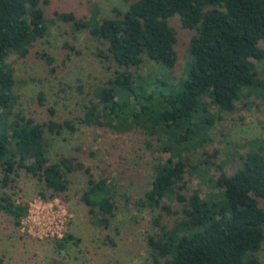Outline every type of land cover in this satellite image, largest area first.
Wrapping results in <instances>:
<instances>
[{"label":"trees","instance_id":"1","mask_svg":"<svg viewBox=\"0 0 264 264\" xmlns=\"http://www.w3.org/2000/svg\"><path fill=\"white\" fill-rule=\"evenodd\" d=\"M49 4L0 0V212L16 227L29 214L28 204L18 203L8 191L20 171L37 178L53 197L68 191L69 174L83 171L88 189L81 200L94 225L109 228L117 211L112 184L97 180L77 158L52 163L51 138L74 134L79 125L140 132L152 140L147 146L159 156L152 164L151 189L139 205L176 217L171 227L156 221L159 231L147 237L153 264H264L259 258L264 255V208L259 202L264 200V142L255 141L258 148L233 176L208 178L218 194L205 199L199 190L184 193L188 174L211 163L206 156L218 155L206 147L223 115L235 113L251 98L264 101V77L255 63L264 61L259 46L264 41V0H134L106 19H99L97 7L88 19L60 11L48 19ZM174 17L194 32L190 60L179 77L178 35L170 24ZM58 22L69 23L74 33L88 31L102 46L97 56L114 72L95 88L78 122H36L16 110L17 80L7 58L11 52L27 58ZM37 56L54 71L53 56ZM151 65L153 75L145 74ZM172 202L182 210H174ZM73 239L68 235L58 245Z\"/></svg>","mask_w":264,"mask_h":264},{"label":"rangeland","instance_id":"2","mask_svg":"<svg viewBox=\"0 0 264 264\" xmlns=\"http://www.w3.org/2000/svg\"><path fill=\"white\" fill-rule=\"evenodd\" d=\"M49 1L45 6L48 19L55 11L73 12L88 19L93 7L100 10L99 19H106L114 15L113 9L125 11L134 0ZM170 24L178 35L179 77L190 60L194 32L184 29L178 17L171 19ZM259 46L264 49V41ZM101 47L88 31L74 33L69 23L58 22L27 58L11 52L7 63L13 67L17 80L13 90L18 98L16 110L36 122H78L94 99L95 88L113 76L114 68L97 56ZM37 53L55 58L53 72ZM255 63L264 77V61ZM154 69L147 66L144 73L152 74ZM257 140L264 142V101L251 98L217 123L206 151L219 153L215 158L206 156L211 163L200 166L193 175L188 174L184 193L199 190L205 199L218 194L215 187L206 183L208 178L217 180L222 174H236L248 154L258 148ZM148 141L152 142L140 132L119 134L109 128L85 125H79L74 134L65 132L51 138L52 163L63 157L77 158L97 180L108 179L114 188L116 216L107 229L94 225L89 208L81 200L88 189V176L83 171L69 174L68 191L55 197L37 178L20 171L17 183L8 191L18 203L28 204L30 211L20 227L0 212V264H153L147 237L159 231L156 221L171 227L176 217L139 205L151 189L152 164L159 156L148 148ZM192 163L195 165L196 159ZM259 202L264 208V200ZM172 207L182 210L178 202H172ZM68 235L74 239L60 247L58 241ZM259 258L264 263V255Z\"/></svg>","mask_w":264,"mask_h":264}]
</instances>
